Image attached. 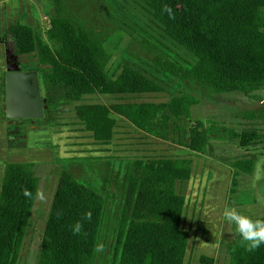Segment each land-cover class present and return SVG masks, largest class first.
<instances>
[{
	"label": "trees",
	"instance_id": "obj_1",
	"mask_svg": "<svg viewBox=\"0 0 264 264\" xmlns=\"http://www.w3.org/2000/svg\"><path fill=\"white\" fill-rule=\"evenodd\" d=\"M70 1L49 0L52 14L45 38L20 21L6 33L17 55H31L41 66L42 91L51 102L66 105L92 95L129 97L164 91L158 79L136 67L122 65L117 73H110V55L104 46L106 33L75 18ZM92 1L100 5L106 2ZM135 1L165 36L191 57V61L183 62L173 55L156 53L150 62L164 72L208 95L237 92L250 96L264 88V29L251 22L264 17V0ZM198 103L199 99L190 93L158 102L125 98L108 104L82 102L75 106V114L96 143L112 139L116 115L160 140L177 134L179 145L193 153H204L211 138L204 122L196 120L188 125L185 135L180 134L178 122L190 118L191 107ZM248 117L253 118L254 112ZM236 135L238 145L244 149L257 145L261 138L254 129ZM233 166L237 172L250 174L255 159H239ZM191 175L189 158L136 159L130 163L112 264H185L189 233L182 226L186 203L177 184ZM24 189L35 197L38 178L34 163L7 162L0 181V264H17L30 226L36 200L26 198ZM89 211L92 217L86 220L84 214ZM104 211L102 193L62 170L37 264H93ZM77 221L83 225L80 235L72 232ZM224 246L227 264H264V245L248 252L236 232ZM199 261L212 264V259L205 256Z\"/></svg>",
	"mask_w": 264,
	"mask_h": 264
},
{
	"label": "rangeland",
	"instance_id": "obj_2",
	"mask_svg": "<svg viewBox=\"0 0 264 264\" xmlns=\"http://www.w3.org/2000/svg\"><path fill=\"white\" fill-rule=\"evenodd\" d=\"M68 5L80 22H89L93 28L106 33L104 46L110 55L107 62L110 73H117L122 65H130L158 79L164 91L129 97L92 95L55 107L41 126L18 123L15 126L18 130L13 132L17 137L14 143L9 140L12 131L9 132L0 113V181L6 162L30 161L35 165L37 190H42L46 197L43 202L35 201L17 264H26L33 249L37 250L38 262L46 220L62 170L103 194L105 211L98 241L102 250L96 251L93 264H112L128 167L136 159L161 157L192 161L191 179L177 184V191L187 200L182 220L183 228L189 233L185 264H204L199 261L201 256L212 259V264H227L224 243L234 239L235 230L223 218L225 209H235L250 217L264 216V88L250 96L237 92L208 95L164 72L150 62L156 53L173 55L183 62L191 61V57L165 36L135 0H106L103 5L92 0H72ZM51 14L49 0H0V37L10 40L7 29L20 21L45 38ZM251 22L264 29V17ZM19 60L36 63L31 55L21 56ZM183 93L195 95L199 103L191 107L190 118L178 121L180 134L185 135L188 125L202 120L211 137L204 153H193L179 145L177 134H172L169 140H160L116 115L112 139L105 144L96 143L75 114V106L82 102L108 104L125 98L158 102ZM251 111L253 118L248 117ZM253 129L261 135L260 141L247 149L241 148L236 133ZM245 158L255 159V168L250 174L237 172L233 166L235 161Z\"/></svg>",
	"mask_w": 264,
	"mask_h": 264
},
{
	"label": "flooded vegetation",
	"instance_id": "obj_3",
	"mask_svg": "<svg viewBox=\"0 0 264 264\" xmlns=\"http://www.w3.org/2000/svg\"><path fill=\"white\" fill-rule=\"evenodd\" d=\"M23 55H17L14 51L13 44L11 42V39L9 40L7 37H0V77L3 79V76L9 72V70H14L17 68L18 71L21 72H28V73H34L36 74V78L32 79L31 82V88L34 87L35 84H37L40 94H41V99L44 101L43 102V114L44 116L42 118H7L5 114V90L3 88V80L0 79V94H1V99L3 98V101L0 102V113L2 112L4 116V123L6 127L8 128L9 132L12 131V135L9 136V140H11V143H14V141L17 139L14 131H17L18 129L15 127L18 125V123H24L28 122L29 125L31 126H41V123L45 122L48 117L52 113H54L55 107H63L67 106L70 104L66 105H61L56 102H51L43 93L42 88H41V81H40V75H41V66H39L36 63L32 62H21L19 58ZM4 104V109L2 105ZM11 162V161H9ZM12 162H17V161H12ZM25 162H30V161H25ZM7 163V162H6ZM192 177V176H191ZM190 177V179H191ZM188 179V180H190ZM186 180V181H188ZM182 195V194H181ZM184 198L185 196L182 195ZM186 198H185V203H186Z\"/></svg>",
	"mask_w": 264,
	"mask_h": 264
},
{
	"label": "water",
	"instance_id": "obj_4",
	"mask_svg": "<svg viewBox=\"0 0 264 264\" xmlns=\"http://www.w3.org/2000/svg\"><path fill=\"white\" fill-rule=\"evenodd\" d=\"M36 74L21 72L17 68L3 76L5 90V114L7 118H42L43 100L37 84L31 88Z\"/></svg>",
	"mask_w": 264,
	"mask_h": 264
},
{
	"label": "clouds",
	"instance_id": "obj_5",
	"mask_svg": "<svg viewBox=\"0 0 264 264\" xmlns=\"http://www.w3.org/2000/svg\"><path fill=\"white\" fill-rule=\"evenodd\" d=\"M167 9V6H165ZM23 195L28 199H35L38 201H45L46 197L42 190H37L35 197L33 193L28 189L23 190ZM91 211L84 214V219L91 220ZM223 218L229 224L235 226V232L240 237L241 246H243L248 252H255L264 245V219H253L248 215H244L235 209H225L223 213ZM83 225L81 222L77 221L72 227V232L74 235L82 234ZM102 245H97L95 251H101ZM37 250L33 249L29 254L26 264H36Z\"/></svg>",
	"mask_w": 264,
	"mask_h": 264
},
{
	"label": "crops",
	"instance_id": "obj_6",
	"mask_svg": "<svg viewBox=\"0 0 264 264\" xmlns=\"http://www.w3.org/2000/svg\"><path fill=\"white\" fill-rule=\"evenodd\" d=\"M5 2L7 1V0H4ZM21 1V0H20ZM0 79H1V77H0ZM2 80V79H1ZM1 82V81H0Z\"/></svg>",
	"mask_w": 264,
	"mask_h": 264
}]
</instances>
